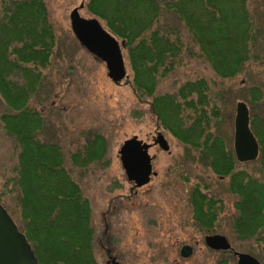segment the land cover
<instances>
[{
  "label": "trees",
  "instance_id": "trees-1",
  "mask_svg": "<svg viewBox=\"0 0 264 264\" xmlns=\"http://www.w3.org/2000/svg\"><path fill=\"white\" fill-rule=\"evenodd\" d=\"M83 6L123 42L131 70L124 80L137 101L148 105L156 130L171 134L187 158L227 179L226 191L235 197L232 234L255 241L258 257L264 258V115L256 111L264 101V79L249 81V65L259 62L256 51L264 27L254 20L248 0H84ZM163 12H173L183 22L218 80L243 76L235 84L250 107V128L259 144L256 160H236L219 94H210L207 79L186 80L173 92H159L160 80L182 64L184 49L179 29L161 21ZM54 47L45 0H0V97L7 108L0 124L18 148L13 175L5 184L18 190V228L39 264H99L97 249L105 232L96 228L90 200L67 164L72 170L94 162L105 166L110 143L93 131L67 154L58 142L40 138L45 120L30 101L43 87ZM143 114L142 109L132 112L135 118ZM119 186L114 182L109 190ZM190 196L194 220L208 228L216 215L217 223L222 200L208 197L198 186ZM216 264L229 262L221 258Z\"/></svg>",
  "mask_w": 264,
  "mask_h": 264
},
{
  "label": "rangeland",
  "instance_id": "rangeland-1",
  "mask_svg": "<svg viewBox=\"0 0 264 264\" xmlns=\"http://www.w3.org/2000/svg\"><path fill=\"white\" fill-rule=\"evenodd\" d=\"M45 1L54 28L55 47L50 65L44 71L43 87L30 101L45 120V128L39 136L44 141L58 142L67 154L81 147L93 131L101 132L110 143L103 159L108 161L105 166L94 162L85 170H72L67 164L72 177L90 200L96 228L100 233L106 225L108 228L107 239L102 237L103 244L97 249L99 264H106V248L118 254L122 264H215L221 258L235 264L234 257L229 254L213 255L194 245V240L201 236L194 229L186 202L189 189L197 182L203 185L205 193L223 202L224 210L217 220L216 233L225 235L235 250L250 253L264 264V258L258 257L260 246L255 241H240L232 234L235 197L226 191L227 179L215 176L209 167L187 158L181 144L168 132L165 134L170 152L159 148L149 150L150 155H156L152 164L157 175L143 187L132 188L121 166L118 150L125 139L134 135L147 141L155 136V117L147 104L137 101L127 80L114 83L105 63L89 53L74 36L69 14L84 0ZM248 3L254 20L264 27V0H248ZM79 13L84 18H92L84 6ZM161 21L179 29L184 49L182 64L160 80L159 92H173L186 80L207 79L210 94L216 97L219 94L217 102L222 109L223 126L233 141L236 103L244 101L235 83L243 81V76L218 80L200 55L198 46L191 41L183 22L173 12H163ZM259 44L256 51L259 62L249 65L251 82H258L260 77L264 79L263 37ZM121 52L130 78L126 51L121 48ZM135 109L143 110L141 118L133 117ZM6 110L0 97V115ZM256 111L264 115V101ZM17 153V145L5 135L0 124V198L18 226V190L13 183L5 184L13 175ZM114 182L120 186L110 191ZM184 243L194 246V253L188 259L179 255Z\"/></svg>",
  "mask_w": 264,
  "mask_h": 264
},
{
  "label": "water",
  "instance_id": "water-1",
  "mask_svg": "<svg viewBox=\"0 0 264 264\" xmlns=\"http://www.w3.org/2000/svg\"><path fill=\"white\" fill-rule=\"evenodd\" d=\"M82 7L83 3L73 8L69 14L72 32L89 53L105 63L109 78L114 83H119L127 77L121 52L123 42L113 37L97 18L82 17L79 13ZM156 142L162 149H169L161 134H158ZM233 151L240 163L254 161L259 155V144L250 128V110L242 100L237 101L235 107ZM118 155L128 180L134 181L137 186L149 182L152 166L147 145L136 135L122 142ZM205 242L212 249L223 251L233 249L227 237L220 233L206 236ZM191 252L190 245H183L180 249L182 257H188ZM235 255L238 257L237 264H261L251 254L235 251ZM0 264H39L25 234L20 231L1 202Z\"/></svg>",
  "mask_w": 264,
  "mask_h": 264
},
{
  "label": "flooded vegetation",
  "instance_id": "flooded-vegetation-1",
  "mask_svg": "<svg viewBox=\"0 0 264 264\" xmlns=\"http://www.w3.org/2000/svg\"><path fill=\"white\" fill-rule=\"evenodd\" d=\"M155 136H152L151 137V139L150 140H148L147 141V139L146 140H142V139H140V138H138V139H140L141 141H142V143H145L146 145H147V152H148V154H149V156H150V162H151V166H152V170H151V174H150V179L152 178V176L154 177V176H156L157 175V172L156 171H154L153 170V161L155 160V158H156V155L155 154H152V155H150V153H149V150L151 149V148H159V149H161L162 151H166V152H170V149H167V150H164V149H162L161 147H160V145L156 142V139H157V136H158V134H161L163 137H164V139L166 140V142H167V144L169 145V143H168V140L166 139V134L164 133V132H161V131H158V130H155ZM138 137V136H137ZM120 159V158H119ZM121 162V161H120ZM121 166H122V164H121ZM123 168V167H122ZM124 170V169H123ZM124 173H125V171H124ZM215 176H216V174H214ZM125 176H126V173H125ZM126 178H127V176H126ZM187 179V178H186ZM127 181H129L131 184H133V187L132 188H135V189H137V188H140V187H143L144 185H146V184H148L149 182H147L146 184H143V185H141V186H137V184L134 182V181H130V180H128V178H127ZM150 181V180H149ZM198 186V189L202 192V193H205L204 192V187H203V185H201V183H199V182H197V183H195L193 186H192V188H190L189 189V192H188V195H187V202H186V204L189 206V211L191 212V220H192V223H193V225H194V229L197 231V232H199L200 233V239H197V240H194V245H196V246H198L199 248H200V250L201 251H204V250H206V251H208V253H210V254H213V255H216V254H220V255H227V254H229V255H231V256H233L234 257V259H235V264H237V261H238V257H237V255H235V251H237V252H242V251H238V250H235L234 249V247L232 246V250H226V251H223V250H216V249H212V248H210L207 244H206V242H205V237L206 236H208V235H216V215H215V218H214V220H213V225L211 226V227H208V228H205V227H202V226H200L199 225V223H198V221H196V220H194V218H193V205H192V203H191V201H190V199H191V196H190V194L191 193H193V191H194V188L195 187H197ZM131 188V189H132ZM208 195V194H207ZM208 197H213L214 198V200H216V197H214V196H210V195H208ZM199 198V197H198ZM215 207H216V203H215ZM104 232H105V236H104V239L106 238L107 239V236H108V228H107V225H106V227H105V229H104ZM104 239H103V241H104ZM106 241V240H105ZM230 242V241H229ZM108 243H109V241H108ZM103 244V243H102ZM183 245H190L191 247H192V252H191V254L188 256V257H182L181 255H180V249H181V247L183 246ZM181 247H180V249H179V255H180V257L182 258V259H188L189 257H191V255H193V253H194V246L192 245V244H190V243H184V244H182L181 245ZM243 253H247V252H243ZM248 254H250V253H248ZM252 255V254H251ZM254 256V255H253ZM255 257V256H254ZM257 258V257H256ZM258 259V258H257ZM259 260V259H258ZM260 261V260H259ZM229 262V261H228ZM105 263L106 264H122V262H121V260H120V257H119V255L118 254H116V253H114L113 252V250L112 249H109V248H106L105 249ZM261 263V262H260ZM215 264H216V261H215ZM262 264V263H261Z\"/></svg>",
  "mask_w": 264,
  "mask_h": 264
}]
</instances>
